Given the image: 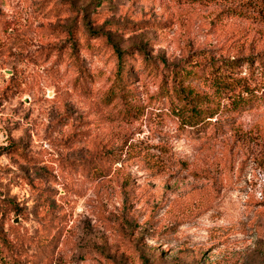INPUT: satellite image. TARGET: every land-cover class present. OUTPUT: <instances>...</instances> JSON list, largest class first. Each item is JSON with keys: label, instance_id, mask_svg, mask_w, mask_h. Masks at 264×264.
<instances>
[{"label": "rangeland", "instance_id": "1", "mask_svg": "<svg viewBox=\"0 0 264 264\" xmlns=\"http://www.w3.org/2000/svg\"><path fill=\"white\" fill-rule=\"evenodd\" d=\"M0 264H264V0H0Z\"/></svg>", "mask_w": 264, "mask_h": 264}, {"label": "trees", "instance_id": "2", "mask_svg": "<svg viewBox=\"0 0 264 264\" xmlns=\"http://www.w3.org/2000/svg\"><path fill=\"white\" fill-rule=\"evenodd\" d=\"M115 54L119 62H121L124 53L115 48ZM161 63L168 78L166 84L170 81V85L166 87L165 82L163 83L161 92L164 96H174L175 105L173 106V114L177 118L180 128L206 126L218 114V111L221 110L220 99L225 98L226 93L232 89L234 90L238 87L241 89L243 87L244 79L233 78V80H229L230 76L227 74L228 71L233 72L239 66L236 61L218 63L212 60L210 62L209 67L212 75H208L204 80L211 88V94L200 93L191 86L190 81L196 75L189 67L193 64L188 65L185 63L183 66H167L164 62ZM119 69L114 85L116 91H120L121 88L124 90L122 69L121 67ZM114 94L115 91L112 90V95L114 96Z\"/></svg>", "mask_w": 264, "mask_h": 264}]
</instances>
